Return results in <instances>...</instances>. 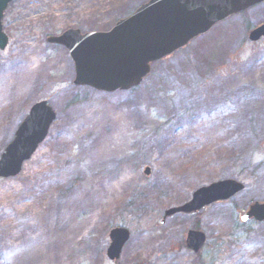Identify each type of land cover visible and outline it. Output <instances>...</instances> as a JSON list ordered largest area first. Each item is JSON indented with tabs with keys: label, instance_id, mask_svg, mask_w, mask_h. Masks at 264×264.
<instances>
[{
	"label": "rangeland",
	"instance_id": "rangeland-1",
	"mask_svg": "<svg viewBox=\"0 0 264 264\" xmlns=\"http://www.w3.org/2000/svg\"><path fill=\"white\" fill-rule=\"evenodd\" d=\"M147 0H14L0 50V152L39 100L57 113L19 175L0 180V259L12 264H260L264 223L240 214L264 202V3L232 15L167 58L137 92L72 85L68 51L47 38L107 31ZM193 87V88H192ZM262 163L260 167H255ZM149 168L150 174L145 175ZM245 189L196 215L166 210L214 182ZM130 230L121 258L106 251ZM208 236L195 253L187 233Z\"/></svg>",
	"mask_w": 264,
	"mask_h": 264
},
{
	"label": "water",
	"instance_id": "water-1",
	"mask_svg": "<svg viewBox=\"0 0 264 264\" xmlns=\"http://www.w3.org/2000/svg\"><path fill=\"white\" fill-rule=\"evenodd\" d=\"M13 0H0V49L4 50L9 38L4 32L3 17ZM264 0H149L132 14L120 19L108 31L83 33L68 29L47 41L67 49L75 67L74 86L90 87L96 91L114 93L139 87L150 75L154 63L185 47L196 37L210 31L226 18L246 11ZM264 37V23L249 34L252 42ZM56 111L47 100L35 103L18 125L13 139L0 156V179L17 176L45 141ZM150 169L145 170V175ZM245 189L234 179L214 182L197 189L186 203L165 211L163 223L175 214H196L203 208L220 201H228ZM242 222L255 219L264 222V202L254 201L241 214ZM107 257L110 261L121 258L130 240L131 232L125 227L110 231ZM206 233L189 230L188 248L198 253L206 243Z\"/></svg>",
	"mask_w": 264,
	"mask_h": 264
},
{
	"label": "trees",
	"instance_id": "trees-1",
	"mask_svg": "<svg viewBox=\"0 0 264 264\" xmlns=\"http://www.w3.org/2000/svg\"><path fill=\"white\" fill-rule=\"evenodd\" d=\"M137 7H138V6H137ZM137 7H136V8H137ZM136 8H135V9H136ZM127 15H128V14H127ZM125 16H126V15H125ZM119 19H120V18H119ZM119 19H117V20H119ZM117 20H116V21H117ZM116 21H115V22H116ZM165 60H166V59H164V60H162V61H160V62L157 63V64L159 65V67H162V66H163V63H164ZM152 72H153V71H152ZM192 88H193V87H192ZM84 89H87V90H88L89 88H84ZM138 90H139V88H136V89H133V90H131V91H129V92H130V93H131V92H137ZM129 92H127V93H129ZM1 153H2V151L0 152V155H1ZM261 164H262V163H257L255 167H260V166H262ZM197 228H198V227H194L193 229H197Z\"/></svg>",
	"mask_w": 264,
	"mask_h": 264
},
{
	"label": "clouds",
	"instance_id": "clouds-1",
	"mask_svg": "<svg viewBox=\"0 0 264 264\" xmlns=\"http://www.w3.org/2000/svg\"><path fill=\"white\" fill-rule=\"evenodd\" d=\"M0 264H12V261H11V259H9V260H4V259H0Z\"/></svg>",
	"mask_w": 264,
	"mask_h": 264
},
{
	"label": "bare ground",
	"instance_id": "bare-ground-1",
	"mask_svg": "<svg viewBox=\"0 0 264 264\" xmlns=\"http://www.w3.org/2000/svg\"><path fill=\"white\" fill-rule=\"evenodd\" d=\"M6 50H7V49H6ZM6 50H5V51H6ZM5 51H3V52H5ZM261 256H262V261L260 262V264H264V253H263V254L261 253Z\"/></svg>",
	"mask_w": 264,
	"mask_h": 264
}]
</instances>
